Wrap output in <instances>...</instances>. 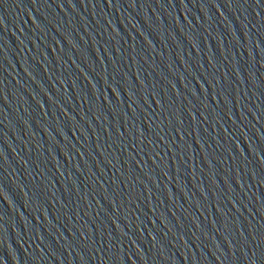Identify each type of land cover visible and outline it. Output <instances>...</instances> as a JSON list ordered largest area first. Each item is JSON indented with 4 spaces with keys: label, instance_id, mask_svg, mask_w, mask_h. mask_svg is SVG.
<instances>
[{
    "label": "water",
    "instance_id": "95a60500",
    "mask_svg": "<svg viewBox=\"0 0 264 264\" xmlns=\"http://www.w3.org/2000/svg\"><path fill=\"white\" fill-rule=\"evenodd\" d=\"M0 264H264V0H0Z\"/></svg>",
    "mask_w": 264,
    "mask_h": 264
}]
</instances>
